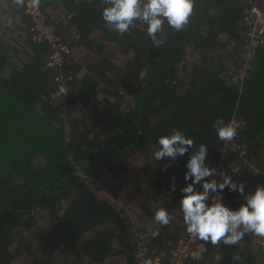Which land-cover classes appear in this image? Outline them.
Masks as SVG:
<instances>
[{
  "label": "trees",
  "instance_id": "1",
  "mask_svg": "<svg viewBox=\"0 0 264 264\" xmlns=\"http://www.w3.org/2000/svg\"><path fill=\"white\" fill-rule=\"evenodd\" d=\"M11 4L5 15L22 16L26 36L9 37L0 19V264H134L140 235L152 254L167 252L188 235L179 201L191 183L184 179L188 155L167 171V160L153 158L158 138L174 129L197 147L206 144L205 163L213 166L224 143L214 121L239 118L247 164L232 179L246 182L245 194L264 185V47L243 84L233 81L243 62L245 9L264 8L263 0H194L190 23L179 32L165 23L159 47L139 24L123 37L109 31L101 0H41L72 51L62 71L46 67L50 47L29 34L25 5ZM79 48L87 51L84 64L73 59ZM61 73L64 83L56 81ZM61 85L68 94L54 100ZM105 175L113 183L129 178L143 210L153 209L152 224L159 208L175 219L141 228L114 202L117 189L107 196L94 187ZM227 195L245 202L238 192ZM254 238L245 234L235 246L203 241V259L264 264Z\"/></svg>",
  "mask_w": 264,
  "mask_h": 264
},
{
  "label": "clouds",
  "instance_id": "2",
  "mask_svg": "<svg viewBox=\"0 0 264 264\" xmlns=\"http://www.w3.org/2000/svg\"><path fill=\"white\" fill-rule=\"evenodd\" d=\"M12 3L24 7L25 0H12ZM101 3L104 5L102 19L109 31L123 37L139 24L146 27V36L157 47L164 43L157 36L163 32L165 23L177 32L183 31L194 13V0H101ZM40 4L41 0H31L33 8H39ZM67 94L68 90L61 85L52 97L55 100ZM213 128L218 140L225 146L238 135L237 127L232 122L225 123L223 117L214 121ZM157 143L159 149L153 154L154 160L168 161L162 171H167L179 157L188 155L184 179L191 183L180 189L182 198L179 205L186 232L191 237L211 243L214 247L238 245L245 234L264 238V185H258L253 192L245 194L246 182L237 183L226 171L206 166L209 147L204 143L197 147L195 141L180 129L160 136ZM217 176L222 178V182L205 179ZM201 184L203 190L199 191L196 186ZM176 187L173 177L171 191H176ZM218 189V194L211 197L209 204L210 192L217 193ZM225 189L238 192L244 196L245 202L238 209L230 208L223 202ZM174 219L165 208L155 211L154 220L162 226H168ZM152 235L155 237L158 232ZM193 256L198 258L196 253ZM232 259L240 261L241 257L239 253H234Z\"/></svg>",
  "mask_w": 264,
  "mask_h": 264
},
{
  "label": "built area",
  "instance_id": "3",
  "mask_svg": "<svg viewBox=\"0 0 264 264\" xmlns=\"http://www.w3.org/2000/svg\"><path fill=\"white\" fill-rule=\"evenodd\" d=\"M1 2V0H0ZM25 14L28 16L31 26L29 27V34H32L34 41L48 44L50 52L47 57L46 67L48 69H58L62 71V66L66 59L72 56V51L63 38L59 34L58 29L49 23V18L46 12L40 5L39 8L31 6V0L25 2ZM244 47H243V62L233 74V81L241 86L248 76V73L253 69V61L259 53V50L264 47V8L260 5H254L245 9L244 16ZM62 67V68H61ZM57 71V72H58ZM61 73L56 77V81L64 83V77ZM236 127L238 135L234 141L223 147L220 158L212 167H217L226 171L231 177L237 174L243 165L247 164L246 150L244 146L238 141L239 135L244 128V123L239 118L233 117L231 121ZM217 179L218 183L222 182L221 177H208L207 180ZM217 193L210 192L209 204L212 202L211 197ZM223 202L232 209H238L242 202L235 201L228 197L227 189L223 193ZM145 235L139 236V251L135 255L134 264H189L196 249L204 248L203 241L191 237L189 234L178 239L173 243L168 251L154 253L150 252L148 246L145 244ZM254 241L259 246H264V239L255 237Z\"/></svg>",
  "mask_w": 264,
  "mask_h": 264
},
{
  "label": "rangeland",
  "instance_id": "4",
  "mask_svg": "<svg viewBox=\"0 0 264 264\" xmlns=\"http://www.w3.org/2000/svg\"><path fill=\"white\" fill-rule=\"evenodd\" d=\"M2 4V3H1ZM57 18H62L65 19V16L61 13H58L56 16ZM15 22H18L17 19L14 20ZM9 23V22H8ZM63 24L67 23L62 21ZM10 24V23H9ZM12 27L13 25L10 24ZM75 27V26H74ZM7 29V34L9 37L13 38L14 40H18V32L20 31L17 27L13 26V29H9L10 27H6ZM74 31H76L74 29ZM14 32V33H11ZM76 32H74V35ZM25 38V36H24ZM86 50L79 48L78 50L74 51V56L73 59L76 61L78 64H84L85 59H86ZM118 62V61H117ZM119 63V62H118ZM129 179V178H128ZM128 179L122 180V182L118 183H113L112 178L110 176H102L101 180H95L94 187L96 189H99L102 191L104 194L109 196V189L115 188L118 190L117 195L115 198H113L114 202L117 204V206L120 208L121 211H124L128 217L130 218L131 221L136 222L141 226V228L146 229L147 231H152L156 225L155 221L153 220L154 224H152L149 220L151 219V216L153 214V209L147 205L145 209L143 210V204H141V195L136 193V190L129 191V181ZM127 181L126 183H124ZM127 186L129 189H127ZM141 200V201H140ZM141 215V216H140ZM40 221L48 224L49 219L44 216L40 218ZM139 238V237H138ZM173 244V242L168 243V246L170 247ZM264 247V246H262ZM205 249L204 248H198L194 251L198 255V258H194V256L191 258L189 264H209V262L204 261L202 254L204 253ZM165 252V250L161 251ZM214 264V263H210Z\"/></svg>",
  "mask_w": 264,
  "mask_h": 264
},
{
  "label": "crops",
  "instance_id": "5",
  "mask_svg": "<svg viewBox=\"0 0 264 264\" xmlns=\"http://www.w3.org/2000/svg\"><path fill=\"white\" fill-rule=\"evenodd\" d=\"M264 2V0H263ZM2 3V4H1ZM12 0H1L0 2V19H6V22H9L11 25L17 27L20 31L18 32V36H20L21 38L24 39V36H26V33L24 32V25L22 24V22H25V20H23V17H18V16H13V15H5L7 13V10L12 9ZM24 14V13H23ZM25 16V14H24ZM26 17V16H25ZM17 19L18 22H15L14 20ZM59 19V18H58ZM66 22L65 19L60 18V22ZM8 23V25L6 27H10L9 29H13V26L11 27L10 24ZM14 33V32H11Z\"/></svg>",
  "mask_w": 264,
  "mask_h": 264
}]
</instances>
